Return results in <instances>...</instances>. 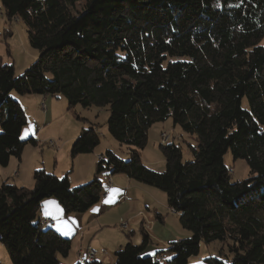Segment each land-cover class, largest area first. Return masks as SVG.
<instances>
[{"label":"trees","instance_id":"trees-1","mask_svg":"<svg viewBox=\"0 0 264 264\" xmlns=\"http://www.w3.org/2000/svg\"><path fill=\"white\" fill-rule=\"evenodd\" d=\"M0 2L8 20L24 24L38 54L19 77L0 64V167L20 159L27 143L37 144L20 138L27 118L11 91L61 95L68 110L107 107L108 133L129 154L123 161L106 150L93 179L77 187L42 169L32 173V188L4 181L0 243L11 264H61L58 255L68 256L72 239L34 223L42 201L54 198L65 215L85 213L104 194L103 169L164 192L167 208L191 234L158 262L163 255L146 253L151 240L143 232L140 244L127 242L114 253L113 264H189L201 242L214 241L230 257L205 259L209 264H264V0ZM169 118L196 145L183 163L179 146L161 142L165 169L157 173L139 152L150 127ZM99 143L95 128L82 129L71 159ZM228 151L245 160L250 177L231 181Z\"/></svg>","mask_w":264,"mask_h":264},{"label":"rangeland","instance_id":"rangeland-1","mask_svg":"<svg viewBox=\"0 0 264 264\" xmlns=\"http://www.w3.org/2000/svg\"><path fill=\"white\" fill-rule=\"evenodd\" d=\"M0 12V64L12 65L15 77H19L32 65L38 54L37 51L31 48L28 43L27 29L24 24L17 18L8 20L4 9L2 8L1 2ZM73 14L76 15V12L73 11ZM260 45L264 48V39L261 40ZM43 96L49 97V101L47 102L46 98L39 95L27 94L25 96H20L14 91L10 92V97L13 100L17 97H24L25 100L22 103V107L27 118V124L22 128L20 134L21 140L24 141L31 137L34 138L35 136L37 144L36 146H32L30 143L25 145V155H22L23 160L20 163L18 172L20 177L19 179H16V182L14 173L17 170V167L14 163L17 159L11 158L7 166L0 167V186L4 181H6L9 184L14 183L18 186L21 185L22 187L32 188L30 180L32 174H30V168L33 164H40V167L37 169L44 170L45 168L47 170H44L46 173L52 172L55 168L60 178L65 175V173H61L64 168H66V171L64 172L73 171L70 178V184L72 187H77L91 181L94 175H90V173L88 175V170L85 166L83 167L82 163L75 162L73 167V159H71L70 156V149L66 148L62 152L60 148L61 143H64L70 137L72 138V136H75L73 139L75 140L82 129L95 128L98 131L100 143L97 146L95 153L103 154L104 151L109 150L123 161L129 159V154L125 146L112 139L108 133L106 122L109 113L107 107L99 108L93 106L90 108H83L77 105L71 110H68L67 101L63 96ZM50 101H52L54 109L52 107L50 111L51 114L49 113L46 115L44 112H46L45 110L49 107ZM32 132L34 135L31 136L30 133ZM161 133H166V144L174 143L182 149L183 163L192 160L189 146L195 147V136L183 132L179 126H174L169 118L164 122L155 123L148 130L147 143L144 149L139 152L141 161L148 169L157 173H162L165 169L164 157L159 149L161 142H164L162 137H160ZM49 142L54 143L55 147L49 145ZM72 143L73 141L70 144V148ZM57 147L59 148V151L57 150ZM55 157H57L56 165ZM41 163H43L44 168ZM224 163L231 170L230 173L232 174V182L241 181L250 177L249 167L247 166L245 160H234L230 151L225 154ZM95 170L96 168L94 169L93 174L95 173ZM110 172L111 171L108 169H103L98 174L99 180L106 187L105 193L110 190L108 184L105 183V178L107 175L111 174ZM139 185L142 186L140 192L137 190L129 192V194H132L137 198V201L134 204L124 202L113 209L108 210L106 215L102 218L105 222H109V225H107L108 227L103 229L97 228L94 229V231L91 230L89 234H87V230H83L82 233L80 232L73 239L74 242L72 244V251L82 238L80 243L84 246L83 249L88 246L87 242H90V246H94V250L95 248L99 249L96 253L101 254L103 253V250L106 251L103 259H101L102 264H113V254L117 250L123 248L127 242L134 245L140 244L139 237L141 234L139 233V229H132L135 228V226H133L132 222L128 221L130 212L136 214L140 210H142L147 217L150 216L151 219L155 218L154 214H159L163 218L166 228L163 230V235L160 238L165 237V239L167 238L166 240L177 241L190 237V232L181 228L177 215L172 214L167 208L165 193L159 189L141 183H139ZM145 191L152 193L153 196V203L148 211H146L143 206H140V202H138V200L140 201L145 197ZM50 199L53 203H55V208L51 206L43 207L41 204L40 211L38 212L34 223H38L40 220V222H42L43 229L52 228L53 226L59 228L60 226V230L63 231V229H61L63 226L65 231L68 230L70 227L67 222L60 219V215L63 213L61 207L54 198ZM45 219L52 220V224H45ZM121 220L128 224V231L121 229ZM130 230H135L134 235L131 236ZM68 238L72 239V237ZM2 251L7 261L10 262L4 247L0 243V254ZM227 256L230 257L227 247L220 242L214 241L210 244L201 242L198 255L190 258L188 263L209 264L205 261L207 258L218 259L225 262ZM165 257L167 260L170 258L169 252L165 253ZM76 260L77 258L73 255H68L67 257L58 255V261L61 264H77Z\"/></svg>","mask_w":264,"mask_h":264},{"label":"crops","instance_id":"crops-1","mask_svg":"<svg viewBox=\"0 0 264 264\" xmlns=\"http://www.w3.org/2000/svg\"><path fill=\"white\" fill-rule=\"evenodd\" d=\"M41 97L46 98L47 102L49 101V99H48L49 97H46V96H41ZM14 99L18 102V104L23 109L22 103L25 101L24 97H17ZM49 104H50L49 107L47 108V110H45L46 112H44V113H46V115H48L49 113L51 114L50 111H51L52 107L54 109V106L52 105V101H50ZM23 111H24V109H23ZM30 135L31 136L34 135L33 132L30 133ZM70 138L68 140H66L64 143H61L60 148H61L62 152L66 148L70 149V144L72 141H74L73 139L75 138V136H72L71 139ZM34 140L35 141L37 140L35 138V136H34ZM96 149H97V147L95 148V150ZM57 150L59 151L58 147H57ZM95 150L90 154H82V155L76 156L73 159V167H74L75 162H80L83 164V167L85 166L87 168L88 175H89V173H90V175H94L93 172H94V169L96 168V161H98L97 157L99 155H103L102 153H95ZM22 155H25V149L23 150ZM22 155H21L20 159H17V161H15V163H14V165H16V167H17V170L14 173L15 182L17 181L16 179H19V177H20L18 172H19L20 163L23 160ZM56 159H57V157H55V165L57 162ZM17 163H19V164H17ZM41 165L43 166V163H41ZM38 167H40V164H38V165L33 164L30 168V174H32V172L35 169H37ZM43 168H44V166H43ZM65 169L66 168H64V170H62L63 172H61V173H65V175L67 176V178L69 180V184H70L71 183L70 178H71L73 171L64 172V171H66ZM44 170L47 171L45 168H44ZM49 173H52V174L56 175L57 177H59V174L55 170V168H54V170H52V172H49ZM65 175H63V177ZM108 179H110V181H111L110 184L107 183ZM30 180H31V185H33L32 175H31ZM135 182L136 181L128 178L125 174H116V175H111V176L107 175L105 178V183L108 184V186L110 187V190L107 193H105V191H104V194L102 195L100 201L96 205H94L88 211H86L85 213H82V214L72 213L69 215H65L64 213H62V215H60V219L65 220L71 229L68 228V230L65 231L64 230L65 228L63 226L61 227V229H63V231L60 230V226H59V228H56L54 226L52 228L54 230H56L62 236L72 237V243L71 244H73V242H74L73 239L77 236V234H79L80 232L82 233L83 230H87L88 231L87 234H89V232L91 230L94 231V229H97V228L103 229L105 227H108L107 225H109V222H105L104 220H102L103 216L106 215L108 210L113 209L114 207H116V206H118L124 202H129V204H134L137 201L136 196L129 194V192L132 190H137L140 192V190L142 189L141 188L142 186H140L139 183H135ZM14 185L18 186L17 184H14ZM144 193H145L144 194L145 197L140 201L138 200V202H140V206H143L146 209V211H148L149 208H151V204L153 203V200H152L153 196H152V193H150V192L145 191ZM42 206L43 207L51 206V207L55 208V203H53V201H51V199L49 198V199H45L44 201H42ZM172 214H174V213H172ZM154 215H155V218L151 219L150 216L147 217L142 210H140L136 214H133L132 212H130V217L128 218V221L132 222L133 226H135V228H132V229H135V230L139 229L140 234L145 232L149 236L151 242H150L149 246H147V248H146V253L149 255L156 256L157 254L162 253V251L167 250L169 245L173 242H176V241L166 240L167 238L165 239V237L160 238L163 235V230L166 228V225L164 224L163 218L159 214H154ZM46 220H50V219H45L44 221H46ZM124 223L126 225V229L124 231H128V224L126 222H124ZM48 224H52V220H50V223H48ZM143 225H147L149 227L148 231H145L143 229ZM135 230H130L131 236L134 235ZM69 231H71V232H69ZM69 235H72V236H69ZM141 236L139 237L140 241H141ZM81 240H82V238L80 239V242H81ZM177 241H179V240H177ZM80 242L77 244L78 246L76 245V247L74 248L73 251H72V246H71L70 252L68 254L70 256L73 255L74 257H76L77 258L76 262H78V261L84 262V260L78 259V253H79L80 249H82L81 251L84 252L87 247H92V246H90V242L89 243L87 242L88 246H86L83 249L84 246L81 245ZM98 250L99 249L95 248V251H98ZM105 253H106L105 250H103V253H101V254L96 253V259L95 260L97 262H99L100 264H102L101 259H103V256ZM162 255H163V259L167 260V258L165 257V252L162 253ZM113 258H114V254H113ZM0 264H10V262L7 261L3 251L0 254Z\"/></svg>","mask_w":264,"mask_h":264},{"label":"built area","instance_id":"built-area-1","mask_svg":"<svg viewBox=\"0 0 264 264\" xmlns=\"http://www.w3.org/2000/svg\"><path fill=\"white\" fill-rule=\"evenodd\" d=\"M160 137H162V140H164V145H165L166 144V133H161L160 134ZM49 145H51L52 147H55L54 146V143H52V142H49ZM98 160H102V157L99 156L98 157ZM107 183L108 184L111 183L110 179H108ZM47 222H49V221H46V223ZM120 227H121V229L125 230V223H123L122 220L120 221ZM143 229L145 231H148L149 227L147 225H143ZM82 252L83 251H81V250L79 251V253H78V259L84 260V261H87V262H91V261H94L96 259V251L94 249H92L90 247H87L85 249V251L83 253ZM156 260L158 262H164L162 256H157L156 257Z\"/></svg>","mask_w":264,"mask_h":264},{"label":"bare ground","instance_id":"bare-ground-1","mask_svg":"<svg viewBox=\"0 0 264 264\" xmlns=\"http://www.w3.org/2000/svg\"><path fill=\"white\" fill-rule=\"evenodd\" d=\"M100 156V155H99ZM98 156V157H99ZM98 157H97V159H98ZM102 157V156H101ZM172 212V211H171ZM173 213V212H172ZM46 221H49V222H47V223H50V220H46ZM46 221H44V223H46ZM124 223V222H123ZM125 229H126V225H125Z\"/></svg>","mask_w":264,"mask_h":264}]
</instances>
